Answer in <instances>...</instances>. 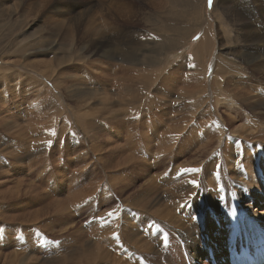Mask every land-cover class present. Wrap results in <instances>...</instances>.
<instances>
[{
  "label": "rangeland",
  "instance_id": "1",
  "mask_svg": "<svg viewBox=\"0 0 264 264\" xmlns=\"http://www.w3.org/2000/svg\"><path fill=\"white\" fill-rule=\"evenodd\" d=\"M191 1L192 3H190ZM164 4L165 5L162 6L164 8H162V14L155 13V11L151 10L149 6H145L146 16L143 20L138 23L139 27H137L140 32H152L149 33V41L151 44L150 46H153V48L154 45H156L158 48H160L164 44H167L169 46V51L165 52L166 54L160 56V58L158 56H155L159 60H152V63H155L149 66L150 68L166 67V70L164 72H161L162 76L160 77L157 83L158 92L153 93L155 97L157 96L158 100L155 98L156 103L152 102V104H149L151 106H147L144 102V106H147L150 111H148L149 113H147L145 109V113L143 112L140 115H135L134 113H132V111H134L132 110V106L127 107L124 106L123 103L120 104L119 101L121 100L120 97L122 95H116L118 93L117 86L119 82L113 80V78H116L114 75L112 76V78L111 76L109 78H106L108 75H105L104 77V59L100 57V52H97L95 54L91 53V51L94 50L92 45L96 43L95 47H97L99 43L103 44L102 40H87L88 48L86 50L90 51V49L92 48L90 51V56H88L87 59V61L91 63V66L87 68H90L91 70L88 69L87 72H90L89 75L90 77H92V81H98L97 83L98 85H100V89L97 88L98 85H94L95 87L88 86V88H83L80 93H76L75 91H73L72 96L64 97L67 94L65 89L67 88V86L69 87V81L71 78L63 76H72V79H79L77 75L81 74V63L78 64L74 62L76 64H74L73 66H67L72 65L73 63H66L67 65L65 66H60L58 68L56 67L57 63L59 64L60 58L63 56L64 59L65 55L62 49L61 51L58 50L59 45L62 43V36L57 35L53 37L49 35L53 27L55 28V26L49 25L51 23L45 22L48 15V19H50L51 13L49 11H44L38 15L24 19L22 17V14H12L11 12L12 15L7 18L8 20L3 21V17L0 19V67H3L2 63H6L8 65L10 63H17L15 70H17L18 73L23 75L22 78L26 77L27 80L28 77L30 79L34 78L37 81H40V84L44 82V87H39L36 84L38 87L35 88L29 85V91L26 90L25 92L23 89L25 87L27 88V86L24 84H22L24 86L20 85L17 88L15 84H11V86L6 87L8 90L6 88H0V95L2 97H6L7 100L5 102L2 100V98H0V123H2L0 124V161L3 159L0 162V264H4V258L10 257L11 254L19 255L25 252L27 249L28 252H31V250H29L30 248H33L32 250H35L36 252L34 256L39 255L38 250H40V246L39 243H37V240H39V236L44 230L49 233L48 228L52 226L56 233H47L48 235L46 234V236L48 237V239L54 238L52 241H57L56 245L58 243L61 244V242L63 241L64 243L62 244L61 248L64 247L63 245L66 246V250L62 251L61 256H59L55 252H49L48 256L56 258L55 261L57 262V264H79V258L76 261H73L71 253L74 251V249L76 250V248H81L83 244L86 245V243H88L89 241L95 244L94 247L102 249L103 251L106 250L108 252L109 258H113L114 255L117 257L122 255L125 260L127 259V262L133 264L132 262H130L129 257L127 258L126 255L124 256V254H127L128 252L129 255L131 253L135 254V249L137 248V246H135L133 242L129 243V248L127 247L125 251L123 247V253L120 251V249L114 248L115 242H117L120 238V231L126 230L123 228V221L125 220L126 222L129 220L130 224L131 222H135L137 216H141L140 212H138L140 208H133L125 205V199H131L130 194L133 191L131 189L128 190L127 188L132 186L136 182V180L141 179L138 183L143 182V178H139V175L136 177L138 179L134 180V173L130 172L127 169L128 166H131L133 164L134 166L137 165L138 168L141 169V165L149 166V162L153 165L155 163L154 161H158L160 158L162 159V157L167 158L164 160V162H162V167L159 173L162 172L165 175L167 174L166 177L168 179H166L165 175L162 174V177L158 176L159 179H154V185L151 188L144 191V193H147L156 185H159L160 187V189L155 191L156 195L158 197L160 196V202L155 205L151 204L150 207L147 206V209L149 211L146 210L142 212L143 214L141 217L145 223L146 229L151 224H153V222H156V224H154L157 225L156 227L154 224L152 225V232L154 233L153 236H146L147 233L146 231L143 232L144 229L139 230L142 231L139 235H142L141 237L144 239V241H155L156 234L158 233L159 228L165 225V222L168 219L169 212L171 211L172 213H176V211L178 210V208L176 207L177 205H181L183 203L180 209L183 208V205L188 206L187 202H189V200L184 199L183 197L176 198L174 196L179 193L174 190H168L171 187L178 186L183 183L186 180L187 176H185L184 171H179L176 175L178 177L177 180L171 181L172 179L170 180L171 177H169L171 175L169 174L170 171L165 170V167L167 166H165V164L172 163L174 158V156L172 155L174 154L175 156H178L177 154H179V151H182L181 153H183L181 156H179V161H177V165L180 164L178 166L179 168H185V165H189L185 164L184 162L189 163L196 159L198 156V153L196 152L198 150L197 147L199 146L198 148L200 149L205 145L204 129L201 128V125L198 126L196 124L195 126H193L195 122L190 123L189 127L192 126L191 130L189 129V127H187L184 130H181L179 134H169L180 135V143L172 145L171 147V150H173V148L174 150L177 149L175 153L170 152L171 150L167 152L164 151L165 153L159 150L158 153V148H160L159 146L163 141L162 139H164V137L167 135L165 134V131L169 130L171 125L174 124V122L175 124L173 126L175 128H183V125H185L188 121L177 120L190 119L191 116V113L187 111L186 108L191 105V102L193 100H189V98L180 99L179 97L183 95L182 93L184 91L182 90H186L189 88L191 82L187 79L185 75L184 77H182L181 73L177 72L176 69H178L179 64L178 60L181 58V56L186 55L185 60H189L188 62L190 63V66L188 63L187 69L195 70L196 66L192 64V62H195L192 58V53L194 48H196L197 46V42L201 38L203 29L206 28L209 22H211L214 26H216V24L218 25V23L220 22L219 24H221L222 26L219 25V29L221 32L219 34L223 38L224 45L227 44L230 46L233 44V47L237 44V40L231 41L232 37H237L235 35L236 30L234 29V26L237 25L240 20L233 14L227 15L222 13L221 4H217L218 6L212 9V5H214V0L212 4L209 3V0H205V10L203 8L204 0H167V2ZM8 5H10V3ZM10 8L7 7L8 13L11 11ZM1 11H3L4 13L3 9ZM219 15L220 17H218ZM195 18H197L198 20ZM220 18H223L225 24L221 21ZM163 25H165L166 28H164ZM172 27L173 29H176V32H174L173 30H168ZM223 29H225L227 32ZM212 31L216 36V31ZM165 34L169 36V41L168 39H165L162 36ZM228 34H230V36ZM36 38H40L39 44H36V42L34 41ZM51 41L56 43H53L55 46L54 50L52 52L47 51L46 53H43V50L46 51L45 49L50 47L49 44ZM227 42L230 44H228ZM77 45H79L78 42L76 43V46ZM191 48L193 50H191ZM66 49L67 47L65 48V50ZM102 50L103 48H101V51ZM214 52L217 53L216 50H214ZM218 53L221 55L223 51L219 50ZM224 55L225 54H223L222 56ZM225 57L229 58L228 55H225ZM87 61L86 64H89ZM208 61L209 60H207L206 65L207 68L210 65V62L208 63ZM48 64H51L53 66V75L55 78L54 85L57 84V82L60 85L56 89H53L52 85L45 81L46 79L43 80V77H48L47 71L52 72V70H47L43 67L44 65ZM220 67H223V65ZM42 73H44V75ZM60 73H62L63 75L60 76ZM38 75L42 76V78L40 77V79ZM161 78H165V80H161ZM210 79V71L208 70L206 72V80L204 81H206V83H209L211 81ZM17 81L19 80L17 79ZM75 84L77 83L72 80L73 88H75ZM254 85L256 86H252L253 88L251 87L253 91L255 89V93L253 92V95H255L257 91H259L260 95L264 93V80L262 81L261 85L260 83L256 82H254ZM93 88H95L97 92H94ZM41 89H44L45 91ZM1 92L4 93L2 94ZM222 95L223 97H219L220 104L217 109L218 119H227V116L231 119H250L252 121L254 119H264V116H261L259 112L255 110L256 107L249 108L244 106L240 107L241 109H238V106H235L234 108L236 110H231V108L233 107L232 103L228 101V96H226V94ZM59 98L61 99L59 100ZM104 101L107 104H105ZM112 104H114V106H112ZM228 105L231 106L230 109H228ZM11 106L12 108H10ZM7 108L9 109L10 114L1 111L7 110ZM238 113L239 115H236ZM6 117H13L18 119V128L13 127V123L9 124L8 126L3 125L4 119L2 118ZM79 119H84L86 123H89L90 120L95 121L97 123V126L91 129L92 135L96 138V142L94 143L93 148H89L88 146H86V140L84 136H82V134L77 131L80 125ZM195 119H200V117H198L196 114ZM243 121L244 120L236 121L231 130H236V127L238 126L239 129L241 128V126L246 129L252 124L249 121ZM259 122H264V120ZM167 124L169 129L166 126ZM246 124L248 125V127L245 126ZM187 129H189L191 132ZM126 132L129 134V136H127L128 134ZM70 133H76L73 136L72 141H63V138L70 135ZM242 136L243 135H235L234 138L231 136L236 142L231 140V138L226 142L224 140L222 142L223 148H227L226 145H228V147H231L232 155L234 154V151L236 149H241L243 151L244 148L245 150H248V142L247 140H245L244 137L243 139ZM130 138H134V141ZM125 139L126 141H128L129 144L126 143ZM143 140L145 142H147L148 140V142L145 144ZM237 141L239 144L237 143ZM208 142L209 139H207V143ZM142 144H145L146 147H143ZM133 145H136V147H134ZM114 148H117V150ZM85 149H88L86 155L84 152ZM96 149L97 152L99 151L97 154ZM228 150H226L225 152H227ZM106 152H110L111 155H105ZM145 152H149L147 153L148 156ZM167 153L168 155H166ZM17 155L19 157H17ZM137 155H140L141 158L139 159V156ZM154 155H157L155 156L156 158H154ZM97 156L103 157L98 160ZM131 158L137 160H132L134 163L131 164ZM145 159L146 161H144ZM126 161H130V165H128V162L125 163ZM124 163L125 165L127 164V167H125ZM238 172H241V170H239ZM162 178L165 183L161 181ZM108 181H110L112 184L114 183L117 186H120L121 189L123 187V191H116V194L112 193V196L109 197L105 194L107 190ZM172 182L174 183L170 187L168 183ZM165 187L169 188L164 189ZM166 191H168L169 193L166 194ZM124 192H127V194H125ZM180 192H185V189H182ZM226 192L227 194H229L228 196L230 200L232 199L233 201V198H235L236 193L232 192V190L229 188H226ZM139 195L140 197L138 196L136 197V199L142 200L144 202L150 201V199H152L153 197V195L143 196L142 193ZM74 196L78 197L76 198ZM72 201H74L75 203H73ZM109 202L113 204H110ZM161 206L163 207V210ZM174 207L175 209L173 210ZM123 209H125V213ZM154 211H157L158 214ZM159 212L161 214H159ZM131 213L133 216L131 215ZM150 213H152V215ZM63 214H65V220L67 222L72 221L73 218L76 217L77 223L75 229L70 230L68 233H65L63 235L59 233V236L57 231L61 226L57 224L52 225L50 222H52L51 220L55 216H64ZM156 214L158 216H155ZM150 219H152V221ZM37 222H41L42 225L45 224V226L40 227L41 224L38 225L36 224ZM78 222L80 224H78ZM46 224L48 227L46 226ZM79 228L83 231V234L81 235V233H76L78 236L76 237L73 234ZM105 229L107 230V232H110L109 235L104 232ZM132 231L133 233H135L134 229L129 230L130 233ZM55 238L58 240H55ZM201 239L203 240V237H201ZM27 246L29 248H27ZM109 258L107 257L108 260H104L106 264L111 263ZM210 258L211 260L213 259L212 256ZM27 259L31 258L28 257ZM19 260L20 261L18 263H21L23 261L21 260V258H19ZM25 260L26 259H24V261ZM35 260L36 259L31 260L32 263L28 260V262H26L25 264H36L37 262H40V259L34 262ZM223 260L224 258L221 259V261ZM216 264H219V262H216Z\"/></svg>",
  "mask_w": 264,
  "mask_h": 264
},
{
  "label": "bare ground",
  "instance_id": "2",
  "mask_svg": "<svg viewBox=\"0 0 264 264\" xmlns=\"http://www.w3.org/2000/svg\"><path fill=\"white\" fill-rule=\"evenodd\" d=\"M166 2L167 0H15V1L0 0V19L3 17V21H6L8 20L7 18H9L10 15L19 14V13L23 15L22 17L24 19L38 15L44 11H49L51 13L52 19L51 17L50 19H48L49 18L48 15L45 22L51 23L49 25H53L55 26V28L53 27L49 35L53 37L57 35L62 36V40H61L62 43L59 45L58 50L61 51L62 49L65 55L64 59L63 56L60 58L59 64L57 63L56 67L58 68L60 66L61 67L65 66L67 65L66 63H70V64L73 63L72 65H67V66H73L76 63L78 64L81 63L80 66L81 74L77 75L79 79H72L73 78L72 76H63V77L71 78L69 81V87L67 86V88L65 89L67 94L64 97L72 96L73 91H75L76 93H80V91L83 88H88V86L92 87L94 85H98L97 83L98 81H92V77H90L89 75L90 72H87L88 69H90L87 67L91 66L90 65L91 63H89L87 59L88 56H90V51L92 48L90 49V51L89 50L86 51V50L88 48L87 40L90 41L92 39H95L96 41L99 39L102 40L104 45L99 43V45L95 47L96 46L95 43L94 45H92L94 50L91 51V53L95 54L97 52H100L99 54L100 57L104 59V61L102 60L104 63V64L102 63L104 65V77L105 75H108L106 78H109L110 76L112 78V76L114 75L116 78H113V80L119 82L117 86L118 93L116 95L117 96L122 95L120 97L121 100L119 101L120 104L123 103L124 106L127 107L132 106L133 107L132 110H134L132 111V113H134L135 115H140L141 113L144 112L145 109L146 112L149 113L148 111L150 110L149 108H147V106H151L149 104H152V102L156 103L155 98L158 100L157 96L155 97L153 93L158 92L157 83L160 77L162 76L161 72H164L166 70L165 69L166 67L150 68L149 66L155 63V62L152 63V60L153 61L159 60L155 56H158L160 58V56L165 55L166 54L165 52L169 51V46L167 44H164L160 48H158L156 45H154V48H156L154 49L153 46H150L151 44L149 41L150 38L149 33L152 32L151 31L149 33H147L148 31L140 32L137 29V27H139L138 23L141 20H143L144 17L146 16L145 6H149L151 10L155 11V13L162 14L163 12L162 6L165 5L164 3ZM9 3L10 5H8ZM190 3H192V1ZM217 4H221L222 13L227 15L233 14L235 17H237L240 20V22L234 26V29L236 30L235 35L237 37L235 36L236 38L233 37L231 38V41L237 40V44L234 45L233 47H232L233 44L230 46L227 44L224 45L223 38L219 34L221 33L219 27L222 25L219 24L220 22L219 23L216 22L218 23V25L215 23L216 26H214L211 22H209L206 28L203 29L201 38L197 42L196 48H194V50L191 48V50H193L192 58L195 61L192 62V64L196 66L195 68L196 71L193 69H187L189 60L187 61L185 60L186 55L183 56L178 55L181 56V58L178 60L179 61L178 69L176 68L175 69L177 70V72L181 73L182 77H184L185 75L187 79L191 82L188 89L182 90L184 91L182 93L183 97L182 96L179 97L180 99L189 98V100H193L191 102V105H189L188 108H186V110L191 113V116L190 119L177 120V121H185V120L188 121L185 125H183V128L181 127L175 128L173 126L175 122L174 124L171 125L170 129L168 127V124L166 125L169 130L165 131V134L167 135L164 137V139H162L163 140L162 143L160 142L161 145L159 143L160 148H158V153L159 150L163 153H165L164 151L166 152L170 151L172 145H176L177 143H180L179 142L180 135H178L179 132L189 127L190 123L192 122H195L193 126H195L196 124L198 126L201 125V128L204 129L205 145L200 149L198 148L199 146L197 147L198 150L197 151L195 150L198 153V156L196 155L197 158L189 163L184 162L185 164H189V165H185V168H179L178 166L180 164L177 165L178 163L177 161H179L178 160L179 156L183 154L181 153L182 151H179V154H177L178 156H175L173 154L177 151V149L174 150L173 148V150L170 151L173 152L172 153L173 154L172 156H174L173 161L170 164L168 162H167L168 164H165V166L167 165L165 167L166 168L165 170L170 171L169 174H171L169 176L171 177L170 180L171 179H172L171 181L177 180L178 177L176 175L178 174L179 171H184V174L187 177L186 180L178 186L171 187L174 182L168 183V185L171 187L168 190L176 191L179 194L175 195L174 197L176 198L183 197L184 199L189 200V202H187L188 206L183 205L182 209L180 208L183 203L181 205H177L176 207L178 208V210L176 211V213H172L171 211L169 212L168 219L165 222V225H163L161 228L158 227L159 230L158 233L156 234L155 241L153 240L154 242L148 240L144 241V239L141 237L142 235L141 236L139 235L142 231L139 230L144 229L143 232L146 231L147 233L146 236L154 235V233L152 232L153 229L152 225L154 223L156 224V222H153V224H151L146 229L145 223L142 220L141 216L143 214L142 213L143 211L146 210L149 211L147 209V206L150 207L151 204L155 205L158 202H160L159 200L160 196L158 197L155 192L156 190L160 189V187L159 185L158 186L156 185L147 193H144V191L148 190L154 185V179L157 180L156 178H158V176L162 177L161 175L163 173L162 172L159 173V171L161 170L162 162H164V160L167 158L162 157V159L160 158L158 161L153 160L155 162L153 165L150 162H149V166L141 165L142 166L140 167L141 169H139L137 165L134 166L133 164L134 162L132 161L134 160V158L133 159L131 158L132 161L131 164L133 165L127 167L126 166L127 164L125 165V163H127L128 161L124 163L125 167H127V169L130 172L134 173V180L138 179L136 178L138 175L139 178H143L142 183H138L141 180L139 179L136 180V182L132 186L129 187L127 185L129 187L127 189L128 190L131 189L133 191L130 194L131 199L128 198L125 199L126 201L125 205L133 208H140L138 212H140L141 216H137L135 222H131L130 224H129V220L126 222L125 220L124 221L122 220L123 228L126 230L120 231V238L117 242H115L114 244L115 247L114 246L113 247L120 249V251L123 253L127 247L129 248L130 245L129 243L133 242L135 246H137V248L135 249L136 251L135 254L131 253L130 254L131 258L129 252L127 254H124V256L126 255L127 258L129 257L130 262H132L133 264H186L185 257H188L191 264H213L216 262L218 263L221 262L222 258L226 259L227 253H225L226 251L224 250V248L226 246L228 248L230 241L232 239V235L236 236V242L238 243L235 244V246H238L239 244H241V242L244 241L247 242L250 241L252 243L256 238V236L258 235L264 236V124H263L264 122H259V121H263L264 119H254L252 121L250 119H231L228 116L227 119H218V113H217V109L220 104L219 97L220 96L223 97L222 94H226V96H228L227 98H229L228 101L232 103L233 108H231V110L234 111L235 106H238V109L244 106L249 108L256 107L255 110H257L261 116H264V93L260 95L259 91H257V93L253 95L255 89L254 91L251 89L252 86L254 87L256 86L254 85V82L260 83L261 85L262 81L264 80V0H214V5H212L213 6L212 9L216 8L218 6ZM7 7H9L11 10L9 13L7 12L8 11ZM1 8L4 10V13L3 11H1L2 10ZM203 8L205 10V0H204ZM218 17H220V15ZM220 19L225 24L223 18ZM163 27L166 28L165 25H163ZM168 30L170 31L173 30L174 32H176V29H173V27L169 28ZM212 30L216 31V36ZM223 30L226 31L225 29ZM167 34L162 36L165 39H168L169 41V36ZM228 35L230 36V34ZM39 40L40 38H36L34 41L36 42V44H39ZM77 42L79 43V45L76 46ZM53 43L55 42L51 41L49 44L50 47L46 48L45 49L46 51L43 50L42 52L43 53H46L47 51L52 52L55 48ZM66 47L67 49L65 50ZM101 48H103L102 51ZM214 50H216L217 53L214 52ZM219 50L223 51L221 55L218 53ZM223 54L228 55L229 58L225 57V55L222 56ZM207 60H209L208 63L210 62L208 68L206 67ZM86 61L89 64H86ZM2 64L3 67H0V88L9 87L11 86V84H15L17 88L18 86L24 84L27 86V88L25 87L23 89L25 92L26 90L29 89L28 88L29 85L35 88L38 86L44 87L43 85L44 82L40 84L39 83L40 81H37L34 78L30 79L28 77V80L26 79V77L22 78L23 75L18 73L17 70H15L17 63L14 64L10 63L9 65L6 63H2ZM222 65L223 67H220ZM43 67L47 70L48 69L52 70V72L47 71L48 77L46 78L43 77V80L46 79L45 81L50 83L53 89L58 88L60 86L58 82L57 84L54 85L55 78L53 75L54 74V70L52 68L53 66L51 64H48V65H44ZM208 70L210 71L211 81L209 83H206V81L204 80H206V72ZM42 74L44 75V73ZM61 75L63 74L60 73V76ZM38 76L39 78L40 77L42 78V76L40 75ZM17 79L19 81H17ZM163 79L165 80V78ZM163 79L161 78V80ZM72 80L75 83H77L74 85L75 88L72 87L73 86ZM99 86L100 85L97 86L98 89H100ZM251 90H252V94H251ZM93 91L97 92L95 88H93ZM0 98H2V100L5 102L7 101L6 97L4 96L2 97L0 95ZM60 99L61 98H59V100ZM144 102L147 106H144ZM104 103L107 104L105 101ZM112 106H114V104H112ZM227 107L228 109H230L231 106L228 105ZM10 108H12V106ZM1 111L10 114L8 108L7 110H1ZM196 114L198 117H200V119H195ZM236 115H239V113ZM2 119H4L3 125L8 126L9 124L13 123L12 126L18 128L17 126L19 124L17 121L18 119L13 117L10 118L6 117ZM79 120H80V125L77 131H79L82 134V136H84L86 140L85 143L86 146H88L89 148H93L94 143L96 142V138L92 135L91 129L95 128L97 126V123L95 121L90 120L89 123L87 122L88 123L87 124L84 121V119H79ZM239 120H244L243 122L249 121L252 124L249 127L246 124L245 126L248 127L246 129H244L242 126L239 129L238 126L236 127L237 128L236 130H231L234 123ZM191 127L192 126L189 127L190 130L192 129ZM174 133H178L177 134L178 136L169 135ZM75 134L70 133V135L63 138V141L64 140L69 142L72 141V138ZM235 135H243L242 138L244 137L245 140H247L249 149L245 150L243 148V151L241 149L240 150L236 149L234 151V154L232 155L231 147H228V145H226L227 148L225 147L223 148L222 142L224 140L226 142L230 138L231 140L234 141L233 138ZM127 136H129V134ZM207 139H209L208 143H207ZM147 142H145V144ZM126 143H128V141H126ZM145 144L144 145L142 144L143 147L144 146L146 147ZM134 147H136V145ZM114 149L117 150V148ZM87 150L88 149L84 150L85 155L87 153ZM226 150L228 151L225 152ZM98 152L96 149V154ZM105 155L108 156L111 155V153L106 152ZM157 155H154V158H156L155 156ZM166 155H168V153ZM137 156H139V159L141 158L140 155ZM17 157L19 156L17 155ZM101 157L97 156V159L100 160ZM136 160L137 159H135L134 161ZM144 161H146V159ZM128 163H129L128 165H130V161ZM239 170H241V172H238ZM151 174H153L154 176ZM166 179L168 178L166 177ZM161 181H163V178L161 179ZM167 188L165 187L164 189ZM226 188H229L232 190V192L236 193L235 198H233V201L232 199L230 200L228 196L229 194H227L226 192ZM122 189L120 186H117L114 183L112 184L110 181H108L107 190L105 194L111 197L112 193L116 194V191L122 192L123 191ZM182 189H185V192L181 193L180 191ZM124 193L127 194V192ZM141 193L143 196L153 195V197L152 199H150V201H146V202L136 199V197L138 196L140 197L139 194ZM168 193L169 192L166 191V194ZM74 197L77 198L78 196H74ZM72 202L75 203L74 201ZM109 203L113 204L111 202ZM174 209L175 207L173 208V210ZM123 211L125 213V209H123ZM154 212L158 214L157 211ZM150 214L152 215V213ZM157 214L155 216H158ZM159 214L161 213L159 212ZM63 215L64 216H55L51 220L52 222H50L52 225L57 224L61 226L57 231L58 235L59 233L63 235L65 233H68L70 230L76 228L75 226L77 223L76 222L77 218L74 217L72 221L67 222L65 220L66 218L65 214ZM150 220L152 221V219ZM36 224L42 225L41 222H37ZM78 224L80 223L78 222ZM41 225L40 227L45 226V224H43L42 226ZM156 226L157 225H155V227ZM106 229L104 230V232L109 235L110 232H107ZM130 229H134L135 233H133V231L130 233L129 232ZM48 230L49 233L51 232L56 233V231L53 229V226L49 227ZM47 233L48 232L44 230L40 234L39 240H37V243H39L40 246L39 247L40 250H38L39 255L34 256L36 252L35 250L34 251L32 250L33 248H30L29 250H31V252H28L27 249L25 252L19 255L11 254L10 257H5L3 263L25 264L26 262H28V260L31 261L36 259L34 261L36 262L37 260L40 259V262H37L36 264H57V262L55 261L56 258L48 256L49 252L52 251L58 254L59 256H61L62 251L66 250L65 248L66 246L63 245L64 247L61 248L62 244L64 243L63 241L61 242V244L58 243L57 246L56 245L57 241H52L54 238L48 239V237L46 236ZM76 233L77 234L81 233L82 235L83 231L80 228L77 231H75L73 235L78 237ZM201 237H203V240L201 239ZM55 240L58 239L55 238ZM94 246L95 244L89 241L88 243H86V245L83 244L81 248H76V250L73 248L74 251L71 253L73 257L72 260L76 261L79 258V264H106L104 260L107 259V257L109 258L108 252L106 250L103 251L102 249H99ZM123 247H124V251H122ZM27 248L29 247L27 246ZM210 254H212V257L214 256L212 260L210 258L211 256L209 257ZM114 256L113 258H109V260L111 261L110 264L113 263L130 264L129 262L126 261L127 259L125 260V258H123L122 255H120L119 257L117 256L114 257ZM28 257H30L31 259H27ZM19 258L23 260L21 263H18L20 261ZM24 259L26 260L24 261Z\"/></svg>",
  "mask_w": 264,
  "mask_h": 264
},
{
  "label": "snow or ice",
  "instance_id": "3",
  "mask_svg": "<svg viewBox=\"0 0 264 264\" xmlns=\"http://www.w3.org/2000/svg\"><path fill=\"white\" fill-rule=\"evenodd\" d=\"M213 0H209V3L212 4Z\"/></svg>",
  "mask_w": 264,
  "mask_h": 264
}]
</instances>
